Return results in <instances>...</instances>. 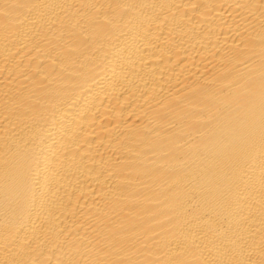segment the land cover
Listing matches in <instances>:
<instances>
[{
    "label": "bare ground",
    "instance_id": "1",
    "mask_svg": "<svg viewBox=\"0 0 264 264\" xmlns=\"http://www.w3.org/2000/svg\"><path fill=\"white\" fill-rule=\"evenodd\" d=\"M0 264H264V0H0Z\"/></svg>",
    "mask_w": 264,
    "mask_h": 264
}]
</instances>
